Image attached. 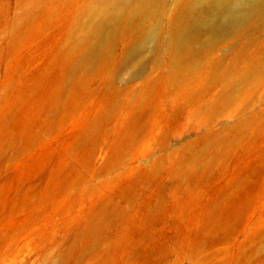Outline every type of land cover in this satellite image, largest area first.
Returning a JSON list of instances; mask_svg holds the SVG:
<instances>
[{
  "label": "rangeland",
  "instance_id": "obj_1",
  "mask_svg": "<svg viewBox=\"0 0 264 264\" xmlns=\"http://www.w3.org/2000/svg\"><path fill=\"white\" fill-rule=\"evenodd\" d=\"M95 2L0 0V264H264L256 57L86 61Z\"/></svg>",
  "mask_w": 264,
  "mask_h": 264
},
{
  "label": "bare ground",
  "instance_id": "obj_2",
  "mask_svg": "<svg viewBox=\"0 0 264 264\" xmlns=\"http://www.w3.org/2000/svg\"><path fill=\"white\" fill-rule=\"evenodd\" d=\"M88 8L92 27L87 40L95 43H88L86 61L110 55L114 45L132 36L136 42L121 52L114 69L151 46L156 63L172 62L176 73V63L229 41L241 43L264 70V0H96ZM187 65L193 71L201 68L198 61Z\"/></svg>",
  "mask_w": 264,
  "mask_h": 264
}]
</instances>
